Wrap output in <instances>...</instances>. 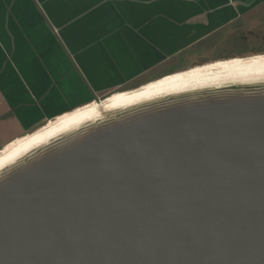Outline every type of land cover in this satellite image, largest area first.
<instances>
[{
  "label": "water",
  "instance_id": "obj_1",
  "mask_svg": "<svg viewBox=\"0 0 264 264\" xmlns=\"http://www.w3.org/2000/svg\"><path fill=\"white\" fill-rule=\"evenodd\" d=\"M44 141L0 167V264H264V74Z\"/></svg>",
  "mask_w": 264,
  "mask_h": 264
},
{
  "label": "crops",
  "instance_id": "obj_2",
  "mask_svg": "<svg viewBox=\"0 0 264 264\" xmlns=\"http://www.w3.org/2000/svg\"><path fill=\"white\" fill-rule=\"evenodd\" d=\"M235 6L232 0H0V117L20 126L0 150L35 124L166 79L170 72L125 87L129 52L149 55L148 45L158 49L154 44L175 39L181 24L228 22L230 15L216 14Z\"/></svg>",
  "mask_w": 264,
  "mask_h": 264
},
{
  "label": "rangeland",
  "instance_id": "obj_3",
  "mask_svg": "<svg viewBox=\"0 0 264 264\" xmlns=\"http://www.w3.org/2000/svg\"><path fill=\"white\" fill-rule=\"evenodd\" d=\"M232 1L236 9L233 11L226 9L216 14L223 17L230 15L231 20L228 22L215 24L216 21H212L184 27L181 24L182 27L177 28L179 35L175 39L154 44L158 49H152L148 45L149 55L146 52L141 54L129 52L125 61L128 65L126 71L131 74L134 72V75L129 72L126 76L123 75V82H127L125 87L136 86L164 73L180 69L187 68L168 75H184L217 64L224 65L264 57V0ZM142 45L146 46L143 43ZM202 63L205 64L200 65ZM104 98L97 100L101 101ZM41 127L35 124L26 130V134H31ZM19 129L20 126L11 117H0V147Z\"/></svg>",
  "mask_w": 264,
  "mask_h": 264
},
{
  "label": "bare ground",
  "instance_id": "obj_4",
  "mask_svg": "<svg viewBox=\"0 0 264 264\" xmlns=\"http://www.w3.org/2000/svg\"><path fill=\"white\" fill-rule=\"evenodd\" d=\"M257 73L264 74V57L231 62L224 65L217 64L207 67L206 69L192 71L188 74L169 76L164 80L141 88L117 94L105 102H91L90 104L77 108L72 112L65 113L55 120H51L31 134H26L6 144L0 150V167L4 166L17 156L27 152L36 144L44 140H49L50 137L55 136L65 129L67 130L68 127H73L74 124H77L80 121L86 120L87 117L98 111L103 112L105 110L118 109L136 100H143L144 98L157 96L162 93L177 92L193 84L205 83L215 78L241 77Z\"/></svg>",
  "mask_w": 264,
  "mask_h": 264
},
{
  "label": "flooded vegetation",
  "instance_id": "obj_5",
  "mask_svg": "<svg viewBox=\"0 0 264 264\" xmlns=\"http://www.w3.org/2000/svg\"><path fill=\"white\" fill-rule=\"evenodd\" d=\"M176 72H177V70H176V71H172V72H170L169 74H173V73H176ZM166 75H168V74L160 75L159 77H156L155 80L160 79V78H162V77H164V76H166ZM145 84H146V83H145ZM140 86H142V85H140ZM140 86H136L135 88L140 87ZM127 90H130V89H127ZM127 90H123V91H127ZM116 95H117V94H116ZM113 96H114V94H112V95H110V96H108V97L102 99L101 101H94V102L102 103V102H105V101H107V100H110Z\"/></svg>",
  "mask_w": 264,
  "mask_h": 264
},
{
  "label": "trees",
  "instance_id": "obj_6",
  "mask_svg": "<svg viewBox=\"0 0 264 264\" xmlns=\"http://www.w3.org/2000/svg\"><path fill=\"white\" fill-rule=\"evenodd\" d=\"M2 149V148H1Z\"/></svg>",
  "mask_w": 264,
  "mask_h": 264
}]
</instances>
